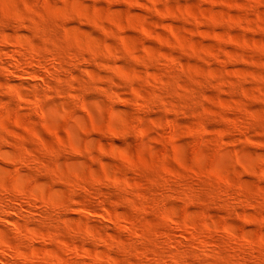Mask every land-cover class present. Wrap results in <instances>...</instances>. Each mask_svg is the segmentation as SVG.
Listing matches in <instances>:
<instances>
[{
  "label": "rangeland",
  "instance_id": "1",
  "mask_svg": "<svg viewBox=\"0 0 264 264\" xmlns=\"http://www.w3.org/2000/svg\"><path fill=\"white\" fill-rule=\"evenodd\" d=\"M0 54V264H264V0H0Z\"/></svg>",
  "mask_w": 264,
  "mask_h": 264
},
{
  "label": "bare ground",
  "instance_id": "2",
  "mask_svg": "<svg viewBox=\"0 0 264 264\" xmlns=\"http://www.w3.org/2000/svg\"><path fill=\"white\" fill-rule=\"evenodd\" d=\"M18 14H19V13H18ZM57 18H58V17H57ZM15 19H16V18H15ZM16 20H17V19H16ZM19 21H20V20H19ZM5 24H6V23H5ZM46 28H47V27H46ZM47 35H48V34H47ZM2 38H3V36H2ZM4 40H5V39H4ZM14 40H15V39H14ZM6 41H7V40H6ZM12 41H13V40H12ZM60 41H61V40H60ZM14 42H15V41H14ZM2 43H4V41H3ZM5 43H6V42H5ZM7 43H8V42H7ZM7 43H6V44H7ZM10 43H11V42H10ZM60 43H61V42H60ZM60 43H59V44H60ZM12 44H13V43H12ZM26 44H27V42H26ZM9 45H10V44H7L8 47H9ZM15 46H16V44H14V48H15ZM21 46H22V45H21ZM23 46H24V45H23ZM53 46H54V44H53ZM95 46L98 47L99 45H98V44H97V45L95 44L94 47H95ZM5 47H6V46H5ZM18 47H20V46H18ZM54 47H55V46H54ZM64 47H65V46H64ZM92 47H93V46H92ZM11 48H12V46H11ZM21 48H22V47H21ZM57 48H58V47H57ZM9 49H10V48H9ZM54 49H55V48H54ZM71 49H72V48H71ZM92 49H93V48H92ZM15 50H18V48L15 49ZM22 50H24V49H22ZM82 50H83V48H82ZM11 51H13V50H11ZM20 51H21V50H20ZM56 51H57V50H56ZM72 51H73V50H72ZM8 52L10 53L9 50H8ZM17 52H19V51H17ZM25 52H28V51H25ZM32 52H33V51H32ZM51 52H52V51H51ZM53 52L55 53V51H53ZM99 52H100V51H99ZM19 53H20V52H19ZM37 53H38V52H37ZM46 53H47V52H46ZM56 53H57V52H56ZM75 53H76V52H75ZM4 54H8V53H4ZM22 54H23V52H22ZM28 54H31V53H27V55H28ZM62 54H63V53H62ZM82 54H83V53H82ZM1 55H2V54H0V57H1ZM9 55H10V54H8V56H9ZM12 55H14V54H12ZM17 55H18V54H17ZM19 55H20V54H19ZM19 55H18V57L22 56V55H20V56H19ZM24 55H26V53H25ZM24 55H23V56H24ZM27 55H26V56H27ZM37 55H38V54H37ZM37 55H36V56H37ZM68 55H69V54H68ZM14 56H16V54H15ZM31 56H32V55H31ZM33 56H34V55H33ZM56 56H57V55H56ZM70 56H71V55H70ZM74 56H75V55H74ZM74 56H73V57H74ZM2 57H3V55H2ZM18 57H17V58H18ZM24 57H25V56H24ZM34 57H35V56H34ZM41 57H42V56H41ZM52 57H54V56H52ZM65 57H66V56H65ZM65 57H64V59H65V61H66V58H65ZM4 58H6V61L8 60L6 56H5ZM59 58H60V57H59ZM69 58H72V56L69 57ZM78 58H81V57H78ZM82 58H83V57H82ZM2 59H3V58H2ZM9 59H10V58H9ZM12 59H13V57H11V60H10V61H13ZM15 59H16V58H15ZM15 59H14V61H15ZM26 59H27V58H26ZM34 59H36V58H34ZM34 59H33V61H36V60H34ZM39 59H40V58H39ZM39 59H38V60H39ZM42 59H43V58H42ZM23 60H25V59H23ZM29 60H30V58H29ZM31 60H32V59H31ZM31 60H30V61H31ZM40 60H41V59H40ZM43 60H44V59H43ZM50 60H51V58H50ZM52 60H53V58H52ZM60 60H62V59H60ZM14 61H13V62H14ZM27 61H28V60H27ZM30 61H29V62H30ZM47 61H48V59H47ZM56 61H57V60H56ZM71 61H72V60H71ZM78 61H79V60H78ZM0 62H1V61H0ZM3 62H4V61H3ZM3 62H2V64H3ZM17 62H19V59H18ZM17 62H16L17 65H15V64H13L14 66L11 65V67H13V68L11 69V71L14 72V74H15V71L17 70V68L20 67V65H18ZM22 62H24V61H22ZM31 62H32V61H31ZM38 62H39V61H38ZM38 62H37V63H38ZM53 62H54V61H53ZM76 62H77V61H76V58H75V62H74V63H76ZM5 63H8V62H5ZM9 63H11V62H9ZM14 63H15V62H14ZM20 63H21V62H20ZM24 63H25V62H24ZM27 63H28V62H27ZM47 63L49 64V62H47ZM50 63H52V62L50 61ZM54 63H57V62H54ZM62 63H63V60H62ZM83 63H84V62H83ZM2 64H1V65H2ZM11 64H12V63H11ZM33 64H34V63H33ZM33 64H32V65H29V67H31V68L34 67ZM35 64H36V63H35ZM40 64H41V63H40ZM42 64H43V63H42ZM42 64H41V66H42ZM58 64H59V63H58ZM58 64H56V65H54V66H52V64H51V66H48V67L46 66V65H47V64H46L45 66L47 67V68H46L47 71H49L51 74H56V75H57V74H58V71H59L58 69H59L60 66H61V65H58ZM87 64H88V63H87ZM87 64H86V65H87ZM6 65H7V64H6ZM6 65H5V66H6ZM25 65H26V64H25ZM63 65H65V64H63ZM82 65H83V64H82ZM5 66H4V67H5ZM36 66H37V65H36ZM36 66H35V67H36ZM67 66H68V65H67ZM9 67H10V66H9ZM21 67H22V64H21ZM24 67H25V66H24ZM71 67H72V66H71ZM71 67H70V68H71ZM74 67H75V66H74ZM74 67H73V68H74ZM7 68H8V67H7ZM37 68H40V67L37 66ZM68 68H69V67H68ZM79 68H80V66H79ZM3 69H4V68H3ZM14 69H15V70H14ZM18 69H19V68H18ZM34 69H35V68H34ZM32 70H33V69H32ZM39 70H40V69H39ZM39 70H33V71H31L30 73H31V74H35L36 76H40L41 78H39V79H42V80H41L42 82H43V80L46 81L47 79H49V78H48L49 76H47V74H46L47 72H44L45 70H44V71H39ZM60 70H61V69H60ZM69 70H70V69H69ZM3 71H5V70H3ZM6 71H7V70H6ZM11 71H10V73H11ZM17 71H18V70H17ZM17 71H16V72H17ZM23 71L26 72V71H27V67L23 68ZM75 71H76V70H75ZM20 72H21V70H20L18 73H20ZM8 73H9V71L7 72V74H8ZM26 73H27V72H26ZM28 73H29V72H28ZM59 73H60V72H59ZM62 73H63V70H62ZM62 73H60V74H62ZM20 74H21V73H20ZM60 74H59V75H60ZM69 74H70V73H69ZM69 74H68V75H69ZM8 75H10V74H8ZM11 75H12V74H11ZM24 75L26 76V74H24ZM24 75H23V76H24ZM14 76H15V75H14ZM14 76H13V77H14ZM21 76H22V75H21ZM23 76H22V78H23ZM36 76H35L34 78H36ZM16 77H17V76H16ZM28 77H30V76H28ZM77 77H78V76H77ZM20 78H21V77H20ZM24 78H25V77H24ZM37 78H38V77H37ZM63 78H64V77H63ZM52 79H53V77H52ZM22 80L24 81L25 79H22ZM60 80H61V79H60ZM62 80H63V79H62ZM26 81H27V80H26ZM28 81H29V80H28ZM30 82H31V81H30ZM37 82H39V81H37ZM37 82H35V83H37ZM60 82H61V81H60ZM43 83H44V82H43ZM51 83H52V82H51ZM29 84H30V83H29ZM39 84H40V82L37 84L38 87H39ZM56 84H57V83H56ZM80 84H81V83H80ZM40 85H44V84H40ZM51 86H52V85H51ZM82 86H83V85H82ZM32 87H33V86H32ZM40 87H42V86H40ZM44 87H45V85H44ZM63 87H64V86H63ZM34 88H35V86H34ZM46 88H47V87H46ZM46 88H45V89H46ZM42 90H43V89H42ZM46 91H47V90H46ZM2 140H3V139H2ZM20 154H21V153H20ZM23 155H24V153H23ZM25 155H26V154H25ZM5 156H6V155H5ZM18 156H19V154H18ZM26 156H28V155H26ZM14 157H15V155H14ZM14 157H13V159H11V160L15 162L16 159L14 160ZM21 157H23V156L21 155ZM28 157H29V156H28ZM10 158H11V157H10ZM17 158H20V156L17 157ZM24 158L27 159V157L24 156L23 158H21L20 161H23ZM8 159H9V158H8ZM31 160H32V159H31ZM8 161H9V160H8ZM14 162H13V163H14ZM17 162L20 163L19 161H17ZM17 162H16V163H17ZM26 162H27V161H26ZM29 162H31V161L29 160ZM29 162H28V163H29ZM10 163H11V162H10ZM16 163H15V165H18V164H16ZM20 164L24 165L25 163L23 164V162H22V163H20ZM26 164H27V163H26ZM26 164H25V165H26ZM29 164H30V163H29ZM29 164H28V165H29ZM12 165H13V164H12ZM22 165H21V166H22ZM33 165H34V164H33ZM19 166H20V165H19ZM19 166H18V168H19ZM2 167H3V166H2ZM31 168H32V167H31ZM16 170H17V169H16ZM1 178H2V177H1ZM2 179H3V178H2ZM4 181H5V180H4ZM4 181H3V182H4ZM1 182H2V181H1ZM1 182H0V183H1ZM5 182H6V181H5ZM5 182H4V183H5ZM7 185H8V184H7ZM8 186H9V185H8ZM1 187H2V186H1ZM7 188H8V187H5V188H4L5 191H4V190L1 191L2 189L0 190V219H1V218H5V216H6L7 214H10V213H13L14 215L17 214V215L21 216L20 218H23V219L26 218V217L28 218V216H27V215H28V212L25 213V209H27L28 207H27V208H25V207L27 206L26 203H27L29 200H28V201H27V200H23V201L19 200V199H20V196H19V195L16 196L15 194H14L15 196H13V193H14V192L11 194V191H10L9 189H7ZM20 189H21V188H20ZM14 190H15V189H14ZM21 190H22V189H21ZM25 190H26V189H24V191H25ZM16 191H18V190H16ZM16 191H15V192H16ZM18 192H20V191H18ZM24 193H25V192H24ZM24 193H23V194L20 193V194H22V197L24 196ZM28 194H29V193H28ZM32 195H33V194H32ZM18 196H19V197H18ZM29 196H30V195H29ZM13 197H14V198H13ZM15 198L18 200V203H20V205H18V203H17V204L14 203L16 200H14V202L12 201V199H15ZM24 198L26 199L27 197H24ZM28 199H31V198L29 197ZM31 200H32V199H31ZM39 200H40V199H39ZM39 200H37V201L34 202L33 204H35V203L37 204ZM51 200H52V199H51ZM20 201H21V202H20ZM26 201H27V202H26ZM16 202H17V201H16ZM29 202H30V201H29ZM45 202H47V199H46ZM56 202H58V201H56ZM31 203H32V201H31ZM31 203H30V204H31ZM47 203H48V202H47ZM59 203H60V202H59ZM27 204H28V203H27ZM30 204H29V205H30ZM38 204H42V203H38ZM52 204H54L53 201H52ZM29 205H28V206H29ZM47 205L50 206V204H47ZM47 205L45 206L46 209H47ZM31 206H33V205L31 204ZM39 206H40V208H42L41 205H38V208H39ZM49 206H48V208L51 207V206H50V207H49ZM29 207H30V206H29ZM34 207H35V206H34ZM45 207H43V208L45 209ZM55 207H56V206H55ZM57 207L60 208V207H62V206H59V205H58ZM23 208H25V209L23 210ZM35 208H36V207H35ZM35 208H34V209H35ZM51 208H52V207H51ZM51 208H50V209H51ZM53 208H54V207H53ZM31 209H32V207H31ZM31 209H30V212H31ZM36 209H37V208H36ZM36 209H35V210H36ZM46 209H45V210H46ZM50 209H49V210H50ZM60 209H61V208H60ZM42 210H43V209H42ZM42 210H41V213H42ZM47 210H48V209H47ZM51 210H52V209H51ZM54 210L56 211V208H54ZM28 211H29V210H28ZM37 211H39V213H40V210H37ZM37 211H33V209H32V212H37ZM43 211H44V210H43ZM52 211H53V210H52ZM52 211H51V212H52ZM61 211H62V210H61ZM44 213H46V212H44ZM44 213H42V214H44ZM49 213H50V212H49ZM49 213H48V214H49ZM52 213H53V212H52ZM57 213H58V212H57ZM57 213H55V214H57ZM26 214H27V215H26ZM37 214H38V213H37ZM48 214L46 213V215H48ZM32 215H33V214L29 213V216H32ZM39 215H40V214H39ZM44 215H45V214H44ZM53 215H54V214H51L52 217H54ZM15 216H16V215H15ZM41 216H42V215H41ZM34 217H35V213H34ZM49 217H50V216H49ZM49 217H48V218H49ZM52 217H50V218H52ZM16 218H17V217H16ZM27 218L24 219V220H27ZM32 218H33V216H32ZM44 218H45V217H44ZM44 218H43V219H44ZM5 219H6V218H5ZM30 219H31V217L28 218V221H29ZM33 219H35V218H33ZM3 220H4V219H3ZM3 220H1V221H3ZM15 220H16V219H15ZM21 220H22V219H21ZM21 220H20V221H21ZM36 220H37V216H36ZM40 220H42V219L40 218ZM52 220H53V219H52ZM20 221H19V222H20ZM30 221H31V220H30ZM30 221H29V223H31ZM33 221H34V220H32V224H33ZM37 221H39V220H37ZM42 221H43V220H42ZM42 221H41V223H43L45 220H44L43 222H42ZM49 221H50V220H49ZM53 221H54V220H53ZM17 222H18V221H17ZM17 222H16V223H17ZM24 222H26V221H24ZM34 223H35V221H34ZM41 223H40V224H41ZM48 223H49V222H48ZM51 223H53V222H51ZM58 223H59V222H58ZM21 224H23V221H21L20 225H21ZM37 224H38V222H37ZM43 224H44V223H43ZM45 224H46V223H45ZM53 224H54V223H53ZM23 225H24V224H23ZM23 225H21V226H23ZM25 225H26V224H25ZM25 225L23 226L24 228H25ZM26 226H27V225H26ZM30 226H31V225H30ZM30 226H28V227H30ZM38 226H39V225H38ZM46 226H48V225H46ZM50 226H51V225H50ZM23 227H22V228H19V230H20V229H21V231L24 230ZM29 229H30V228H29ZM29 231H31V230H29ZM26 232H27V231L24 230L23 235L26 234ZM27 233H29V232H27ZM35 233H36V232H35ZM29 234H30V233H29ZM29 234H28V235H29ZM198 234L200 235L201 232L198 233ZM232 234H233V233H232ZM17 235H18V234H17ZM73 235H74V234H73ZM79 235H80V234H79ZM79 235H78V236H79ZM199 235H198V236H199ZM202 235H203V234H202ZM18 236H20V233H19ZM33 236H34L33 238L36 237V235H33ZM187 236H188V235H187ZM193 236H194V235H193ZM196 236H197V235H196ZM28 237H29V236H28ZM28 237H27V238H28ZM73 237H74V236H73ZM82 237H83V236H82ZM188 237H189V236H188ZM204 237H205V236H204ZM208 237H209V236H208ZM25 238H26V237H25ZM25 238H24V239H25ZM189 238H190V237H189ZM189 238H188V239H189ZM196 238H197V237H196ZM199 238H200V237H199ZM199 238H198V239H199ZM18 239H21V238L19 237ZM28 239H29V238H28ZM28 239H27V242H31L30 240H33V239H30V240L28 241ZM54 239H55V238H54ZM190 239H191V238H190ZM192 239H193V238H192ZM198 239H196V240H198ZM202 239H204V238H202ZM204 240H205V239H204ZM204 240H203V241H204ZM16 241H17V240H16ZM16 241H15V242H16ZM198 241L200 242V240H198ZM201 241H202V240H201ZM20 242H21V241H20ZM20 242H19V240H18V242H16V244H18V243H20ZM22 242H26V240H25V241L23 240ZM32 242H33V241H32ZM206 242H207V241H206ZM206 242H205V243H206ZM6 243H7V242H6ZM13 243H14V242H13ZM13 243H12V244H13ZM173 243H174V242H173ZM212 243H213V242H212ZM235 243H236V242H235ZM1 244H2V242H1ZM12 244H11V245H12ZM14 244H15V243H14ZM14 244H13V246H12V249H13V247L15 248V246H16V245L14 246ZM20 244H21V243H20ZM20 244H19V246H20ZM7 245H8V247L10 248L9 244H7ZM7 245H6V246H7ZM63 245H64V244H63ZM206 245H207V243H206ZM19 246H18V247H19ZM23 246H24V244H23ZM64 246H65V245H64ZM162 246H164V245H162ZM237 246H238V245H237ZM246 246H248V245H246ZM263 246H264V245H263ZM4 247H5L4 245L1 246L2 249H3ZM16 247H17V246H16ZM20 247H22V244H21ZM67 247H68V246H67ZM67 247H65V248H67ZM24 248H26V247L24 246V247H23V250H24ZM69 248H70V247H69ZM164 248H165V247H164ZM21 249H22V248H21ZM157 249H158V248H157ZM3 250L5 251V249H3ZM3 250H2V251H3ZM7 250H8V249H7ZM14 250H15V249H14ZM66 250H68V248H67ZM70 250H71V248H70ZM70 250H69V251H70ZM72 250H73V249H72ZM160 250H162V249H160ZM247 250H248V249H247ZM2 251L0 250V253H1ZM9 251H10V250L6 251V253H8ZM16 251H17V250H16ZM21 251H22V250H21ZM64 251H65V249H64ZM162 251H163V250H162ZM165 251H167V250H165ZM206 251H207V250H206ZM250 251H251V250H250ZM252 251H253V250H252ZM11 252H12V251H11ZM13 252H14V251H13ZM17 252H18V251H17ZM27 252H28V251H27ZM74 252H75V251H74ZM3 253H4V252H3ZM22 253H24V252H22ZM65 253H66V254L69 253V255H71V256H75V255L70 254V252H68V253L65 252ZM9 254H10V253H9ZM14 254H16V253L14 252ZM20 254H21V252H19V255H20ZM29 254H30V253H29ZM52 254H54V253H52ZM3 255H4V254H3ZM10 255H11V254H10ZM16 255H17V254H16ZM21 255H23V254H21ZM24 255L27 256V254H24ZM57 255H58V254H57ZM50 256H51V255H50ZM144 256H145V255H144ZM175 256H176V255H175ZM0 257H1V256H0ZM4 257H5V255H4ZM15 257H16V256H15ZM23 257H25V256H23ZM76 257H77V256H76ZM142 257H143V256H142ZM145 257H147V256H145ZM172 257H174V256L172 255ZM177 257H178V256H177ZM17 258H18V257H17ZM45 258H46V257H45ZM48 258H49V256H48ZM51 258L54 259V256H53V257L51 256ZM55 258H58V257H55ZM69 258H70V257H69ZM102 258H103V257H102ZM104 258H105V257H104ZM170 258H171V256H170ZM6 259H7V257H6ZM19 259H20V258H19ZM19 259H18V260H19ZM58 259H60V258H58ZM144 259H145V258H144ZM147 259H148V258H147ZM163 259H164V258H163ZM177 259H178V258H177ZM0 260L3 261L2 258H1ZM4 260H5V259H4ZM8 260H9V259H8ZM8 260H6V261H8ZM13 260H14V259H13ZM54 260L56 261V259H54ZM64 260H65V258H64ZM170 260H171V259H170ZM181 260H182V259H181ZM9 261H10V260H9ZM45 261H47V259H46ZM48 261H49V260H48ZM61 261L63 262V259H62V258H61ZM75 261H76V259H75ZM109 261H110V260H109ZM142 261H143V260H142ZM147 261H149V260H147ZM147 261H145V262H147ZM3 262H4V261H3ZM50 262H51V261H50ZM53 262H54V261H53ZM56 262H57V261H56ZM56 262H54V263H56ZM65 262H66V261H65ZM69 262H70V261H69ZM6 263H7V262H6ZM8 263H10V262H8ZM44 263H45V262H44ZM63 263H64V262H63ZM111 263H112V262H111ZM111 263H110V264H111ZM141 263H142V262H141ZM164 263H165V262H164ZM51 264H52V263H51ZM57 264H61V262H60V263L58 262ZM107 264H108V263H107ZM114 264H115V263H114ZM143 264H144V263H143Z\"/></svg>",
  "mask_w": 264,
  "mask_h": 264
}]
</instances>
